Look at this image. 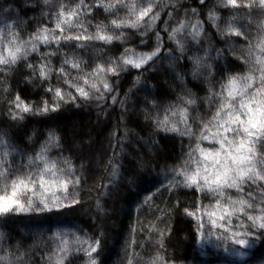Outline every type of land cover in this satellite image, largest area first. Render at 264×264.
<instances>
[{
  "label": "trees",
  "instance_id": "obj_1",
  "mask_svg": "<svg viewBox=\"0 0 264 264\" xmlns=\"http://www.w3.org/2000/svg\"><path fill=\"white\" fill-rule=\"evenodd\" d=\"M132 2L0 0V54L21 48L15 63L0 65V171L8 173L0 188L38 177L40 155L68 181L65 192L46 174L43 187L18 193L23 210L0 214V264H264V229L248 218L264 217V181L220 197L180 175L197 167V145L217 148L202 133L222 87L260 75L264 5L135 0L136 13L152 12L133 27ZM98 33L113 39L87 38ZM44 34L47 42L36 39ZM147 56L139 68L123 63ZM257 153L264 160V145ZM41 198L61 207L41 211Z\"/></svg>",
  "mask_w": 264,
  "mask_h": 264
},
{
  "label": "snow or ice",
  "instance_id": "obj_2",
  "mask_svg": "<svg viewBox=\"0 0 264 264\" xmlns=\"http://www.w3.org/2000/svg\"><path fill=\"white\" fill-rule=\"evenodd\" d=\"M119 2V0H118ZM203 2V0H202ZM232 6H238L236 0H228ZM260 3L264 5V0H260ZM126 7L128 5H125ZM131 12L136 15V19L132 21L130 26H136L144 17L148 16L152 12L151 5L141 8L136 13L135 0L130 5ZM77 15L75 11L67 14V17L61 19L57 24V28L62 32L61 24H68L71 26L72 17ZM61 16H64L61 13ZM155 18V17H153ZM112 23L116 27L121 25L113 20ZM60 37H56L59 39ZM65 39H82V36L76 37H64ZM88 39H100L105 42H111L113 37L108 35H100L99 33L95 37H87ZM43 42H47L49 37L47 34L36 37ZM261 52H264V44L260 46ZM20 47L14 49L8 48L5 54H0V65H7L15 63L20 57ZM152 55H155L153 53ZM152 57H140L137 61L131 59H124V64H131L136 68H139L141 64L150 60ZM68 63V61H65ZM256 64L260 65L257 71L260 72L259 77L249 75L246 77H231L227 84L222 87L219 93L220 99L218 101V108L213 116L212 120L204 125L205 131L209 135L202 133V139L209 140L210 143L218 144L219 147L212 151H205L197 145L199 149V159L196 160L197 167L188 174L186 171L181 172L180 175L184 176V183L188 187H195L198 191H207L217 196L223 197L225 189H235L236 191H243V185L247 182L255 183L257 180L264 181V160L257 159V146L264 145V58L258 56L256 58ZM73 67H79L78 64H74ZM63 71V69H61ZM103 67H99L97 72H104ZM110 72H115V68L108 69ZM41 76H45L46 73L43 69L40 72ZM257 81L258 86H255ZM87 83V81H85ZM95 88V85H91ZM104 87L107 89L108 85ZM80 96L88 97V92L83 88H78ZM56 96L63 99L61 92L56 91ZM19 99V98H17ZM191 103V101H188ZM20 107V105H17ZM47 105L44 106L42 111H48ZM22 111L28 112L30 109L27 106L22 108ZM184 119L187 116L184 115ZM164 123H167L165 118ZM213 129L215 131H213ZM177 131L175 127L171 129ZM211 136V139L209 137ZM264 155V153H261ZM37 159L44 161V168L40 172L38 177L22 176L16 177L11 180L10 184H5L4 188H0V214H6L17 209L23 210L24 205L20 203L18 193L20 190L25 192L35 191L36 186L43 187L46 183L44 177L46 174L56 177L53 181L54 184L59 185V189L67 191L68 181L63 180L56 174L55 163H49L44 160L43 155L37 157ZM7 170L0 171V181L7 180ZM10 188V192H9ZM58 198H54L51 202H46L45 198H41L40 204L43 206L41 211H51L54 208L58 209L61 204L57 203ZM218 206H219V202ZM235 204V201H232ZM239 203L251 207L244 200H240ZM29 207L32 205L31 199L28 201ZM243 212V207L240 209H233L232 212L225 211L224 215L220 219H224V216H231L233 212ZM189 215H195L189 212ZM214 214V213H213ZM259 228L264 229V217H248ZM240 243H243L241 241ZM95 251V248H92ZM91 255V252H89ZM4 259L0 257V260ZM63 258H61L57 264H62ZM94 264V261H93Z\"/></svg>",
  "mask_w": 264,
  "mask_h": 264
},
{
  "label": "rangeland",
  "instance_id": "obj_3",
  "mask_svg": "<svg viewBox=\"0 0 264 264\" xmlns=\"http://www.w3.org/2000/svg\"><path fill=\"white\" fill-rule=\"evenodd\" d=\"M219 147V145L217 144V148Z\"/></svg>",
  "mask_w": 264,
  "mask_h": 264
}]
</instances>
